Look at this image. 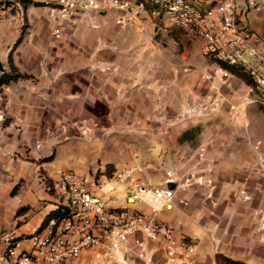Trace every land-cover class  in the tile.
Returning a JSON list of instances; mask_svg holds the SVG:
<instances>
[{
  "label": "crops",
  "instance_id": "obj_1",
  "mask_svg": "<svg viewBox=\"0 0 264 264\" xmlns=\"http://www.w3.org/2000/svg\"><path fill=\"white\" fill-rule=\"evenodd\" d=\"M204 1L214 4L217 0ZM233 1L240 11L239 20L259 49L260 68L264 75V0H255V7H249L248 0ZM98 20L102 21L101 17ZM94 80L92 84L82 87L64 85L60 89H47V92H53L49 93L50 98L45 105L36 98H29L28 83L14 82L4 88L7 96L4 110L11 124L1 131L0 233L12 231L21 239L20 249H29L30 243L24 238L41 229L47 216L60 205L54 187L63 173L75 171L89 178L94 192L107 198H120L124 187L122 183L115 185L118 188L116 193H109L108 185L96 189L97 181L106 178L108 165L118 169L116 161H121L119 168L143 163L148 167L144 173L135 175L138 182L145 179L161 182L165 179V171L170 169L204 174L214 181L213 199L216 206L203 197L208 187L178 188L173 204L158 215L160 221L177 225L196 244L197 253L191 264H217L218 254L246 264H264V199L262 202L256 201L254 209H250L249 203L241 198L245 181L257 180L255 172H251L257 165L254 151L250 148L243 151L234 143L226 153V147L222 148L225 143L220 139L229 133L216 128L205 129L198 124L201 120L197 118L198 123L193 122L185 129L175 126L149 131L142 160H135L136 156H125L127 152L124 153L123 145L106 137L108 130L97 129L92 134L81 136L78 129H68L65 125V122L85 117L87 109L95 104L114 106L123 103L119 100L125 99L127 104L128 100L134 99L133 95L126 99L127 94H121L127 90V83H117V80L111 79L103 84ZM246 86L243 81L234 80L229 85L221 84L218 90H222L223 99H218L219 102L224 100L240 105L238 113L244 111L247 121L252 123L256 105L252 103ZM204 88L208 90L209 84ZM80 95L85 98L77 97ZM230 114L233 112L223 114V119H220L222 114L216 115V118L224 121ZM213 118L210 115L207 121ZM114 120L117 121V118ZM231 132L233 138H237L241 130ZM247 134L252 136L251 131ZM152 138L157 139L153 146L149 141ZM258 142L262 145L261 140H256L253 145ZM201 149H204L203 153ZM130 152L133 154V151ZM49 157L51 159L47 160ZM95 171L102 174L99 179ZM243 175L249 176V179L243 180ZM131 207L150 211L147 203H136ZM92 254V250H86L83 257L87 259ZM2 255L3 248L0 246V258ZM164 258V252L157 245V262L162 263Z\"/></svg>",
  "mask_w": 264,
  "mask_h": 264
},
{
  "label": "rangeland",
  "instance_id": "obj_2",
  "mask_svg": "<svg viewBox=\"0 0 264 264\" xmlns=\"http://www.w3.org/2000/svg\"><path fill=\"white\" fill-rule=\"evenodd\" d=\"M110 18L102 15V21L94 20L93 23L87 19L80 20L69 25L60 39H55L51 37L52 22L40 3L35 0H0V63L3 66L0 76L11 72L9 55L12 53L15 66L23 75L16 82L28 83L29 98H36L44 105L50 98L49 93L53 92H47V89H60L64 85L87 86L94 79L103 84L111 79L127 83V90L121 94H127L126 99L133 95V100L131 98L127 104L125 99L119 100L124 104L114 106L95 104L87 109L85 117L65 122V125L68 129H78L81 136L92 134L97 129L108 130L106 137L120 142L124 153L127 152L125 156H136L137 161L142 160L149 131L175 126L185 129L193 122L198 123L199 118L201 122L198 124L205 129L216 128L229 133L220 139L225 143L221 146L226 147V153L235 143L243 151L252 149L256 157L257 165L251 172H255L257 180L245 181L241 190L246 192L243 196L250 197L246 200L248 207L254 209L256 201L264 199V107L254 103L256 111L252 113L254 121L250 123L244 111L235 115L232 108L240 105L224 100L219 102L220 98L223 99L222 90H218L221 84L243 80L230 72L227 78L213 76L208 82L205 77L214 75L215 66L219 64L205 55L203 40L162 25L154 29L148 27L144 31L138 26L121 28ZM21 36L22 43L14 49ZM244 83L247 85L248 82ZM207 84L210 86L208 90L204 88ZM5 87L0 86V147L1 131L11 124L4 110ZM77 97L85 98L82 95ZM230 111L233 114L224 121L216 118L222 114L220 119H223V114ZM208 114L214 116V120L207 121ZM197 128L202 129L200 126ZM233 130H241L240 136L233 138ZM248 131H251V137ZM156 140L149 139L152 146ZM256 140L262 141L258 152L254 150L257 144L253 145ZM258 155L263 161H259ZM120 162H115L118 168ZM177 171L182 172L180 175L186 172L184 169ZM95 174L98 179L102 175L99 171ZM246 176L243 175V180L249 179Z\"/></svg>",
  "mask_w": 264,
  "mask_h": 264
},
{
  "label": "built area",
  "instance_id": "obj_3",
  "mask_svg": "<svg viewBox=\"0 0 264 264\" xmlns=\"http://www.w3.org/2000/svg\"><path fill=\"white\" fill-rule=\"evenodd\" d=\"M35 1L46 10L53 25L51 37L55 39H60L69 25L81 19L93 23L98 17L108 15L121 28L136 25L144 31L148 30L147 26L154 29L162 25L203 40L205 55L215 64L237 66L250 75L252 82L247 84V91L251 101L264 107L260 52L239 20L240 11L233 0H217L214 4L204 0ZM248 6L255 7L256 1L248 0ZM219 65L215 66L214 75L205 77L208 82L213 76L221 79L231 75ZM232 109L238 115V108ZM259 147L260 142L254 150L258 152ZM258 156L259 161H263ZM147 167L143 163L124 166L112 177L97 181L96 189L108 185L109 193H116L115 185L122 183L120 198H107L94 192L89 178L84 175L74 171L63 173L54 187L60 202L57 209L63 215L50 219L41 229L24 238L30 243L29 249H20L21 239L12 231L0 233L1 264H191L197 253L196 244L177 225L160 221L158 215L173 204L178 188L208 187L203 197L216 206L214 181L192 171L180 175L175 169L165 171V179L161 182L136 181L135 175L144 173ZM242 194L246 192L241 191L242 200L250 199ZM136 203L149 204L150 211L132 208ZM157 245L164 252L162 263L156 260ZM86 250L93 251L87 259L83 257Z\"/></svg>",
  "mask_w": 264,
  "mask_h": 264
},
{
  "label": "trees",
  "instance_id": "obj_4",
  "mask_svg": "<svg viewBox=\"0 0 264 264\" xmlns=\"http://www.w3.org/2000/svg\"><path fill=\"white\" fill-rule=\"evenodd\" d=\"M23 41V36H21L17 42L15 43L14 49H16ZM13 49V51H14ZM225 69L229 70L232 72L234 75L236 74L238 77H240L244 82H248L247 84H251L252 80L251 77L248 73H246L242 68L237 67V66H231L226 63H220ZM9 67L11 69L10 73H3L0 76V86H8L12 82H16L18 79L23 78V75L19 72L18 68L15 66L14 60H13V55L12 53L9 55ZM51 157H49L47 160H50ZM116 168L112 165L107 166V171L106 173L110 176L114 173ZM63 215V213L57 209L56 211L52 212L47 216V218L44 221V225L52 218H59ZM43 225V226H44ZM216 261L217 264H246L245 262L242 261H237L233 260L231 258L226 257L223 254H218L216 256Z\"/></svg>",
  "mask_w": 264,
  "mask_h": 264
},
{
  "label": "water",
  "instance_id": "obj_5",
  "mask_svg": "<svg viewBox=\"0 0 264 264\" xmlns=\"http://www.w3.org/2000/svg\"><path fill=\"white\" fill-rule=\"evenodd\" d=\"M2 69H3V66H2V64L0 63V71H2Z\"/></svg>",
  "mask_w": 264,
  "mask_h": 264
}]
</instances>
